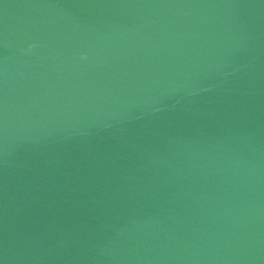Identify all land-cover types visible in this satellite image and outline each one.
<instances>
[{
	"label": "water",
	"instance_id": "1",
	"mask_svg": "<svg viewBox=\"0 0 264 264\" xmlns=\"http://www.w3.org/2000/svg\"><path fill=\"white\" fill-rule=\"evenodd\" d=\"M0 264H264V0H0Z\"/></svg>",
	"mask_w": 264,
	"mask_h": 264
}]
</instances>
